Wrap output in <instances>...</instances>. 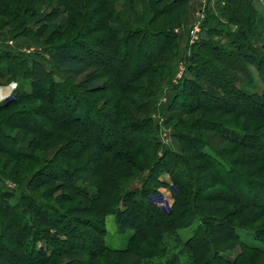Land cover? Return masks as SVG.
Here are the masks:
<instances>
[{"label": "trees", "instance_id": "1", "mask_svg": "<svg viewBox=\"0 0 264 264\" xmlns=\"http://www.w3.org/2000/svg\"><path fill=\"white\" fill-rule=\"evenodd\" d=\"M9 1L0 0V17L4 19L10 17L13 23H17L16 13L14 9L11 10ZM144 1L149 9L155 10L158 16L167 14L170 17L167 29H162L159 26V28L154 30H143V38L146 36H148L147 38L152 37L150 34H153L155 37L164 39L165 51L162 53L163 57L170 52L167 47L176 41V33L174 31L182 25L181 19L187 12L190 0ZM220 1L223 3L220 15L211 19L217 21L219 25L223 24L222 31L217 30L215 32L216 30L211 28L207 33L210 34L209 37H215L218 40L225 39V42L220 45L217 42L212 43V41L204 40L203 43H198L191 48V51H194L193 53L195 51H201L202 53L206 51L205 53L211 57L212 62H215L212 71L196 73L195 62L191 64L193 66L188 67V78H186L185 84L180 87L179 94L174 97L175 101H178V105L181 106L180 108L187 112V115H193L201 111L212 115L218 110L252 114L251 112H256L252 106L258 107L259 111L264 109V95L261 97L254 92L245 96L236 88V80L229 78L221 70L226 69L230 74H232L231 72L240 73L241 70H249L248 66L256 70L264 83V16H259L249 0ZM41 4L38 1V9L41 8ZM38 9L36 6L32 10L38 14L32 19L33 24L36 26H40L46 19V14L38 13ZM27 12L26 10L25 14ZM32 14L30 13L27 16L28 18H24L25 23L31 22L30 16ZM231 29H234L233 32ZM2 32L3 30H0L1 35ZM22 32H12L11 39L15 41L14 47H0V82L19 84L18 81L20 80L30 81L29 91L19 90L13 97L8 98L6 102L0 103V113L10 108H17L13 115L0 122V155L7 156L16 163L26 161L29 159L27 151L34 145L35 141H41L40 139H46V137L50 138L56 131L73 127L81 131L79 135L75 136L76 139L86 141V145L81 146L82 152L95 148L101 153L102 157L94 155L96 157L95 162L97 168L106 174L107 172L110 173L111 169L109 162L103 158V155L115 153L120 146L130 148L133 142V153L136 154L135 156L143 157V155L148 154L153 158V162L150 163L149 167L145 168L146 178L142 184V192L138 188L135 191L133 190V209L124 208L119 210L115 213V218L120 232L124 233L131 228L137 230V233L133 235V241H138V244L133 243L122 251H112L104 249L105 247L102 246L101 240L99 242L95 240L96 243H99L98 252L105 251L119 255H132L140 260L152 259L155 253L145 250L146 248L142 245L140 246L139 239L147 240L151 234L157 235L155 234L157 232L172 233L189 228L196 221H199L192 237L184 242L180 241L178 236L176 238L182 247L191 252L192 264H255V259L245 256L244 253L239 254L231 261L227 260L223 253L228 250L223 249L221 244L231 242L238 245L240 243L237 234L238 230H247L254 240L260 242L262 246L247 247L243 245L242 248L256 255L264 254V230H255L251 227L253 222H256L264 215V178L262 177L264 175V134L255 133L248 135L245 130L239 131L222 123L217 125L209 120L196 119L193 123H188L184 127L180 126L181 130L178 129L174 132L180 152L178 154L166 152L167 154L165 153L163 158H157L159 145L154 144L151 139L154 135V128L148 115L150 114L149 110L145 108L146 106L150 108L153 105L154 100L152 98L150 99L152 103L145 101L144 106L141 104L142 102L138 103L129 98L128 102L131 105V109L126 110V115L129 120L133 119V125L131 124L132 122H127L123 124L124 126H120L121 118L124 116L119 118L118 112L116 113L117 115L109 114L113 120L107 123L105 121L108 113L105 110L102 112L98 108V110L94 111V114L99 118L98 125H94L92 128L91 126L93 125L88 127L87 120L90 117L88 110L82 106L84 100L81 98V93H101L105 89V82L88 85V83L86 84L87 80H81L76 85H72V83L77 82L89 73L93 66H99L97 62L99 64L105 62L103 58H99L98 54L100 52L90 51L91 48L87 43H63L58 46L48 47L46 49L48 60L61 81L64 82L63 85H55L45 75L38 56L33 59L28 56L22 57L20 53L15 55L10 51L18 49L19 44L17 42L21 37H24ZM111 32L116 37L122 36L123 38L129 33L121 26H113ZM136 46L135 62L137 65L133 68V72L127 80L121 82L120 73L117 71L120 67H115V69L106 72L109 76L119 80V84H116V86L122 91L121 93L131 91L132 84L133 91L137 92L138 84L136 80L140 75L144 74L141 65L146 58L149 59L151 54H153V49L140 47V42H137ZM93 47L98 46L93 45ZM106 54L116 65L115 60L117 59L118 51L106 50ZM89 55L94 56L93 61ZM126 65H128V62L124 63L123 61V66L121 67L125 68ZM246 77H248V80L251 79L249 75ZM191 96L196 98L204 96L211 100L212 105L201 104L200 102L190 104L189 98ZM78 97H80V100ZM146 97H149V94ZM121 100L119 99L116 104L120 106ZM246 104H252V106H247ZM175 107H177L175 104L172 105L169 111H175ZM70 113L72 115H69ZM42 117L50 125L47 133L45 132L46 134L36 132L40 126H44ZM90 120L93 121L92 119ZM93 122L97 123V121ZM142 122L149 125L141 127L140 123ZM105 124L110 127L109 131H106ZM147 127L148 130H145ZM176 127H179L178 124H176ZM12 130L20 134L13 135ZM209 131L225 143L232 145L233 149L228 152L217 149L216 142L213 139L215 136L207 135ZM104 134L108 137L106 138L108 142L104 144L105 146L100 144L101 141H97ZM115 134H119L120 138L111 140L109 138L110 135L114 136ZM141 135H147L150 139H143ZM76 139L67 143L66 148L77 144ZM89 139H92L94 144H92V141V145L88 143ZM96 141L97 143H95ZM138 141L141 142L138 145L139 147L135 145V142ZM237 149L244 151L243 157L239 160H229L227 157ZM169 156L170 158L167 160L166 158ZM163 160L167 162L164 167L170 172L172 187L175 188L177 193L172 210L166 214L152 206L149 199H147L148 194L154 191L152 185L159 184L157 174L163 167L161 163ZM56 161H61L60 155L56 156ZM133 163L138 162L133 159ZM53 166L46 164L42 168L44 170L37 171L34 176H37L38 181L35 184L46 185L50 180L53 181L54 179L61 183L62 181L59 178L50 176L53 173L52 171L55 170ZM176 169L187 171L190 176L189 183L182 181V173ZM77 173L72 174L73 179H70L74 184L79 178ZM98 173L101 175L100 172ZM98 173H94V176H99ZM109 173L106 181L104 180L105 184L108 179L111 180ZM69 175H71V171ZM224 176L231 180L226 181L223 179ZM70 180L64 183V188L67 189L71 186ZM81 182L87 183L83 180ZM32 185L33 183L29 185V188L27 186L26 189L31 191ZM87 185L89 186V184ZM214 188L217 189L214 190ZM116 189L117 187L114 190ZM72 192L74 193V188ZM95 192L98 198L93 200L92 203H96L99 200L101 203L109 202L110 207L105 210H110L114 205V199L120 195V190L112 193L103 188H96ZM0 194L2 193L0 192ZM220 194H223V196L220 197ZM44 195L37 197L28 192V195L17 199L14 205L8 204V200L12 195L11 197L3 196L0 199V264H5V258H11L5 252V249L1 247L4 246L3 239L7 236L9 238L5 243L18 246L22 254L21 257L24 260H26L28 255H32V257L39 256L38 259L43 261L36 264H53L65 257V255L76 254L77 258H79L77 260L81 264L83 263L80 258L86 255L82 247L83 244H81L82 248H78L74 247L70 241L81 240L79 242L81 243L87 236L84 232L77 230L78 228L74 226L75 224L70 222L66 215L60 212L55 205L52 204L48 208L46 207L47 204H42ZM74 195L84 196L86 193L76 191ZM229 206L233 207V209L223 213ZM97 212L99 214L101 212V214L99 215ZM254 212L255 214H253ZM102 213H104V216L105 212L103 210L98 209V206L97 208L92 206V214L96 220L103 221V216L102 218L100 217ZM29 215L36 216L35 223L39 221L42 224L49 225L56 231V236L59 235L63 238H55L51 241L44 238V235L48 234L40 229L35 230V224L32 222L33 217L31 216L30 218ZM55 224H61L66 229L64 227L59 229L55 227ZM87 226L94 229L97 227L92 222H89ZM97 233L104 236L102 228H97ZM27 241L33 244L39 242L42 247L30 245ZM68 251L69 253L65 254ZM18 255L20 256V254Z\"/></svg>", "mask_w": 264, "mask_h": 264}, {"label": "rangeland", "instance_id": "2", "mask_svg": "<svg viewBox=\"0 0 264 264\" xmlns=\"http://www.w3.org/2000/svg\"><path fill=\"white\" fill-rule=\"evenodd\" d=\"M38 1L42 3L40 9H38ZM9 3L11 5V10L14 9L15 11V16H17L18 21L17 23H13L10 17L5 19L0 17V30H3L0 36L5 40H12L15 44V41L11 39L12 32L23 31L24 37H21L19 40L17 39V43L19 44L18 49H12L10 51L15 55L20 53L22 57L28 56L33 59L38 56L40 58L39 63L42 65L45 75H47L55 85H63L64 82L61 81L60 77L53 69L51 62L48 60L46 52L48 47L58 46L63 43H87L91 48L90 51H98L101 53H99L101 56L99 54L98 56L100 59L103 58L105 62H101L100 64L97 62L99 66H93L89 73L80 78L77 82L72 83V85H76L81 80H87L86 84L88 83V85L105 82V89L101 93H81V98L84 100L82 106L88 110L90 119L95 122L97 121V123H94L88 119V127L93 125L91 126L92 128L94 125H98L99 118L94 114V111L98 110V108H100L102 112L105 110V112L108 113V117H106L107 119L105 121L107 123L113 120L112 116H109V114L114 115L118 112L119 118L124 116L121 118L122 122L120 126L127 122H132L131 124L133 125V119L129 120L126 115V110L131 109V105L128 102L129 98L138 103L142 102V105L145 101H150V103H152L150 100L152 98L154 100L153 105L150 106V108L148 106L145 108L149 110L150 114H147L154 128V135L151 139L154 144L159 145L157 158H163L166 152L178 154L180 152L179 144L174 137V132L178 129L181 130V127H184L188 123H193L196 119L209 120L217 125L222 123L227 127L239 131L245 130L248 135H253L255 133L260 135L264 134V109L259 111V109H257L258 107H253L252 104L246 105H251L257 113L253 111L251 112L252 114H246L218 110L212 113V115L205 111L187 115V112H184V110L180 108L181 106L178 105V101L174 99L175 95L179 94L180 87L185 84V80L188 78V67L190 68L193 66L191 64L195 62L196 73L212 71L215 62H212V59H210L211 57L205 53L206 51L204 53L201 51H195V53H193L194 51H191V48L198 43H203L204 40L212 41V43L217 42L220 45L225 42V39L218 40L215 37H209L210 34L207 33L211 28H213L212 30L215 29V32H217V30L222 31L223 24L221 23L222 25H219L217 21L211 19L217 16H208L207 13H205L204 17L200 20L201 25L199 33L192 35L190 31L199 18L197 17L198 8L196 9L195 6L191 8V16L189 17V14L186 13L181 19L182 25L177 28L178 32L176 33L174 31L176 33V41L167 47L170 52L162 57V53L165 51L164 39L155 37L153 34H150L152 37L147 38L148 36H146L143 38V30H154L155 28H159V26L162 29H167L170 17L167 14L158 16L154 9H149L144 0H10ZM36 6L38 13L46 14V19L40 26H36L32 22V19L38 15L32 11ZM26 10L29 13L27 12V14H25ZM30 13H33L30 16L31 22L25 23L24 18L29 16ZM185 22H188L189 25L187 24L188 26L185 30L181 31ZM3 25L5 26L3 27ZM113 26H121L129 33L125 38L122 36L116 37L111 32ZM233 30L234 29H231L232 32ZM137 42H140V47L144 49H153V54H151L149 59L146 58L141 65L144 74L140 75L136 80L138 84L137 92L133 91L132 84L131 91L121 93L122 91L116 86V84H119V80L109 76L106 72L115 69V67H120L117 71L120 73L121 82L127 80L129 75L133 72V68L137 65L135 62ZM93 45L98 47H93ZM106 50L118 51L116 55L117 59L115 60L116 65L114 61L110 60L108 54H106ZM89 56L93 61L94 56ZM123 61L124 63L128 62L125 68L121 67L123 66ZM247 68L249 70L244 69L245 71L241 70L240 73L231 72L232 74L228 73L226 69L221 70L224 71L229 78L236 80V88L239 89L241 93L245 94V96L255 92L262 97L264 95V83L261 77L255 69L248 66ZM247 71L249 77H251L250 80L246 77L248 76ZM29 82V80H20L18 81L19 84L13 82H0V89H6L5 99L1 102H6L8 98L13 97L19 90L29 91ZM211 92L213 93V91ZM1 93L2 92H0V94ZM148 94L149 97H146ZM78 98L80 100V97ZM119 99H122L120 106L116 104ZM189 99L190 104L193 102H200L201 104L212 105L211 100H208L204 96H200L199 98L191 96ZM174 104L177 106L175 107V111H169ZM117 106L119 107L117 108ZM16 111L17 108L14 107L5 112H1L0 122L8 118V116L13 115ZM69 115H72V113ZM41 119L46 129L44 126H40L39 130L36 132L44 134L45 132L47 133V129H49L50 125L44 120V117ZM176 124L179 126L178 128L176 127L177 129L175 128ZM105 125L106 131H109L110 127L108 124ZM140 125L142 127L149 124L142 122ZM145 130H148V127L145 128ZM12 133L13 135L20 134L14 130H12ZM80 133L81 131L78 128H66L56 131L50 138L46 137V139H40L41 141H35L34 145L27 151L29 159L23 162L16 163L10 160L9 157L0 155V192L3 194H0V199L3 198V196L11 197L12 195L8 200V204L14 205L17 199L24 195H28V192L37 197H41L45 194L42 204H47L46 207L48 208L52 204L55 205L60 212L66 215L70 222L75 224L74 226L78 228L77 230L84 232L87 236L81 243H79L81 240L70 241L73 243L74 247H83L86 255L80 257L83 261L82 264H192L191 252L182 247L176 238L178 236L180 241L184 242L186 239L192 237L199 221H196L189 228L172 233L157 232L155 233L157 235L151 234L147 240L139 239L140 246L142 245L146 248L145 250L155 253L152 259L140 260L132 255H119L105 251L98 252L97 248L99 247V243H96V241L99 242L100 240L102 241V246L105 247L104 249L112 251H122L133 243L136 245L138 244V241H133V235L137 233V230L131 228L124 233L118 230L115 213L124 208L133 209V190L135 191L136 188H142V184L146 178L145 168L149 167L150 163L153 162V158L148 154L143 155V157L138 155L135 156L136 154L133 153L132 142V147L130 148L127 146H120L116 149L115 153L103 155V158L109 162L111 169L110 173L107 172L105 174L103 173L104 171L97 168L95 162L96 157L94 155L102 157L100 155L101 153L95 148L87 152H82L83 149L81 150V146L86 145V141L76 139L75 137ZM208 134L210 136H215L210 131L207 132V135ZM141 136L143 139H150L147 135ZM106 138L108 137L104 134L99 138L100 140L97 141H101L100 144L105 146L104 144L108 142ZM109 138L111 140H118L120 136L119 134H115L114 136L110 135ZM73 139H76L75 141L77 144L66 148V144L74 141ZM213 139L214 142H216L217 149L227 152L233 149L232 145L225 143L217 136ZM22 140L24 139L22 138ZM91 141L93 142L92 144H94L92 139H89L88 143L91 144ZM97 141L95 143H97ZM140 143V141L135 142V145L139 147L138 145H140ZM5 147L8 148L7 146ZM59 155L61 156V161H56V156ZM243 155L244 151L237 149L227 158L234 161L239 160ZM169 158L170 156L166 159L168 160ZM133 159L138 163L134 164ZM161 163L163 167L159 174H157L159 184L152 185L153 192L155 193H149L147 199H149L152 206L166 214L170 213L172 210L173 204L175 203V195L177 193L175 188L172 187V176L164 167L167 162L163 160ZM46 164L54 165L53 168L55 170L52 171L53 173H51L52 175L50 176L59 178L63 184L55 179L53 181L50 180L46 185L35 184L38 180L37 176L34 175L37 171L44 170L42 168L45 167ZM70 171L71 175H69ZM177 171L182 173V181L189 183L190 176L187 174V171L184 169H179ZM98 172H100L101 175H99ZM74 173L79 175L76 184L71 182L73 179L72 174ZM94 173H98L99 176H94ZM108 173L111 180L108 179L105 184L104 180L106 181ZM262 177L264 178V175ZM223 179L226 181L231 180L225 176ZM69 180L71 186L66 189L64 188V183H67ZM82 180L87 183H82ZM32 183L31 191H29L26 187L28 186L29 188V185ZM57 184L61 185L58 186ZM87 184H89V186ZM116 187L117 189L114 190ZM73 188L74 193L79 191L80 193H86V195H74L72 192ZM96 188H103L112 193L120 190V195L116 196L114 205L110 210H105L110 207L109 202L101 203L99 200L96 201V203H92L93 200L98 198L95 192ZM216 189L217 188H214V190ZM219 196L221 197L223 194ZM92 206L94 208L98 206V209L100 208L105 212L104 216V213L100 216L101 218L103 216L102 222L94 218ZM232 209L233 207L229 206L223 213H227ZM97 213L99 214V212ZM253 214H255V212ZM31 216L33 217L32 222L35 224V230L40 229L42 232L48 234L44 235V238L50 241L55 238H63L59 235L56 236V231L49 225L42 224L39 221L35 223L37 219L36 216ZM31 216L29 215L30 218ZM89 222H92V224H95L97 227L94 229L87 226ZM55 227L62 229L64 226L55 224ZM251 227L255 230L263 231L264 215L256 222H253ZM97 228H102L104 236L97 233ZM64 229L66 228L64 227ZM237 234L240 239L238 245L231 242L221 244L223 249L228 250L223 253V256L231 261L239 254L244 253L245 256L254 258L255 264H264V254L256 255L242 248L243 245L247 247H261V243L254 240L247 230H238ZM41 236L43 237V235ZM8 238L7 236L3 239L4 246H1L5 249V252L11 256L10 259L5 258V264H36L38 262H43L38 259L39 256L32 257V255H28L26 260H24L21 257L22 254L18 246H13L12 244L7 245L5 243ZM27 242H29L30 245L37 247L41 246L39 242L35 244L30 241ZM81 244H83L82 247ZM67 253H69V251L65 252V254ZM18 254H20V256ZM29 258L30 260L28 261ZM77 259L79 258H77L76 254L65 255V257L53 264H81Z\"/></svg>", "mask_w": 264, "mask_h": 264}, {"label": "crops", "instance_id": "3", "mask_svg": "<svg viewBox=\"0 0 264 264\" xmlns=\"http://www.w3.org/2000/svg\"><path fill=\"white\" fill-rule=\"evenodd\" d=\"M249 1L251 2L252 6L257 11L259 16H264V0H249ZM194 6L196 7V9L198 8L197 13L199 14L200 18L204 17L205 13H207V15H214V16L219 17L220 11L223 8V3L220 0H208L207 6L203 8L200 0H190L189 7H188L187 12H186L187 14H189V17L192 14V12H190L191 8H193ZM187 24L189 25L188 22L184 23L181 31L185 30V28L188 26ZM186 34H185V36H186ZM0 90H1L0 92L3 93V91H4V93H6V89H0Z\"/></svg>", "mask_w": 264, "mask_h": 264}, {"label": "built area", "instance_id": "4", "mask_svg": "<svg viewBox=\"0 0 264 264\" xmlns=\"http://www.w3.org/2000/svg\"><path fill=\"white\" fill-rule=\"evenodd\" d=\"M200 2L202 3V6H203V8H204V7L207 6L208 0H200ZM197 17H198L199 19H198V21L193 25V29L190 31V33H191L192 35L199 33V28H200V25H201V22H200V19H201V18L199 17V14H197ZM175 32L177 33L178 30L176 29ZM6 41H7V42H6ZM3 45L8 46V47H14V46H15V44H14V42H13L12 40H5V39H3V38L0 36V47H2ZM4 99H5V97H4V98H1V99H0V102L3 101Z\"/></svg>", "mask_w": 264, "mask_h": 264}, {"label": "bare ground", "instance_id": "5", "mask_svg": "<svg viewBox=\"0 0 264 264\" xmlns=\"http://www.w3.org/2000/svg\"><path fill=\"white\" fill-rule=\"evenodd\" d=\"M0 91H1V90H0ZM5 94H6V93H1V94H0V99L3 98V97H5Z\"/></svg>", "mask_w": 264, "mask_h": 264}]
</instances>
